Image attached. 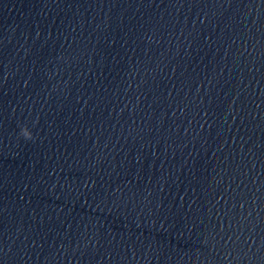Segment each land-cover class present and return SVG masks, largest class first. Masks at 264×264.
<instances>
[{"label":"clouds","instance_id":"1","mask_svg":"<svg viewBox=\"0 0 264 264\" xmlns=\"http://www.w3.org/2000/svg\"><path fill=\"white\" fill-rule=\"evenodd\" d=\"M20 135L23 136L27 140H31L32 139V133L27 127H23L21 129Z\"/></svg>","mask_w":264,"mask_h":264}]
</instances>
